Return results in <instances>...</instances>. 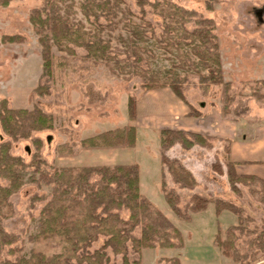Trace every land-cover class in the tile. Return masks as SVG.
Listing matches in <instances>:
<instances>
[{
  "label": "rangeland",
  "instance_id": "374dc122",
  "mask_svg": "<svg viewBox=\"0 0 264 264\" xmlns=\"http://www.w3.org/2000/svg\"><path fill=\"white\" fill-rule=\"evenodd\" d=\"M109 1L108 17L100 20L101 26L85 16V0L57 2L73 35L60 47L51 44L52 73L43 82L48 83L50 91L41 96L34 89L43 74L44 60L40 36L30 16L34 9L43 6L44 0H14L8 7L0 8V112L6 100L10 109L31 111L37 106L52 117V129L33 132L30 139L18 141L2 130L0 122V144L11 142L10 153L28 165L33 164L27 169L25 180L36 179V182L25 181L20 191L9 199L11 209L4 211L2 224L6 231L18 235L22 244L13 246V253L9 247L0 249V264L29 257L33 251L49 256L64 251V243L58 239L29 241L39 232L40 213L53 191L52 185L40 184L38 174H34L37 160L45 163L41 168L50 174L62 168L137 164L139 171L140 168L143 171L140 192L182 234V245L178 248H144L141 264H159L172 258H178L181 264H232V259L224 256L214 241L218 234L225 240V230L238 225L237 216L228 210L218 213L215 204L210 203L204 210L193 213L189 220H182L154 183L156 175H161L157 132L163 125L175 126L172 117L177 113L181 116L182 111L191 112L184 102L183 110L173 108L175 98L168 87L160 92L147 91L142 82L145 78L161 83L176 76L188 78L185 97L194 112L188 118L192 121L190 126L181 130L217 139L213 123L222 122L225 125L219 129L222 132L232 125L226 123L229 120H245L246 127L264 126V0H216L211 2L210 9L208 0H162L166 2L157 10L146 6L145 18L138 0ZM174 6L194 11L215 23L223 84L212 87L206 94L198 86V75L203 70L191 51L193 44L188 32L192 26L188 25L186 32L180 23L168 17ZM93 11L100 13L98 9ZM14 36L18 39L10 41ZM97 40L107 44V56L87 59V52L80 44ZM129 97L137 101L141 113L140 121L135 123V145L84 146L82 141L87 138L130 124ZM147 97L157 102L154 109H149ZM163 103L172 104L169 119L165 118ZM213 114L218 117H208ZM199 119H203V125L193 124ZM245 133L248 137L252 135L249 127ZM36 140L41 142L40 147ZM219 145L215 141L211 150L196 148L184 155L185 166L200 182V192L229 201L240 207L244 215L251 216L253 220H245L244 229L254 230V225L263 229L264 204L245 186H240V195L231 190L228 178L221 174L226 173V168L221 155L223 145L220 148ZM171 155L182 156V153L177 148ZM216 164L221 165L218 173L213 170ZM8 184V180L0 178V185ZM36 195L41 197L39 202L33 200ZM249 239L245 237L242 241L247 243ZM116 259V264H121L120 258ZM256 264H264V258Z\"/></svg>",
  "mask_w": 264,
  "mask_h": 264
},
{
  "label": "trees",
  "instance_id": "16d2710c",
  "mask_svg": "<svg viewBox=\"0 0 264 264\" xmlns=\"http://www.w3.org/2000/svg\"><path fill=\"white\" fill-rule=\"evenodd\" d=\"M14 0H0V8L8 7ZM64 0H44L43 6L34 9L30 21L40 36L44 60L43 74L39 85L34 89L37 95H46L50 88L44 80H49L52 73L51 44L60 47L73 32L69 21L61 14L59 3ZM103 1V2H102ZM212 1L208 0L210 9ZM166 1L150 3L138 0L142 17H146V6L158 9ZM109 0H85L83 12L87 19L100 24V20L108 17ZM100 10L99 12L93 11ZM168 17L180 23L191 37L192 53L197 57L203 72L198 75V86L206 94L212 87L223 84L222 64L218 39L215 34V23L194 11L174 6ZM166 18V14L163 15ZM101 26V24H100ZM166 30V29H165ZM18 37H10V41ZM87 52V59H100L107 56V44L101 40L88 41L80 44ZM139 57L137 61H141ZM48 82V81H46ZM188 85L187 77H173L166 82L146 79L142 82L144 90H159L168 87L175 96L184 102L192 114V105L185 97ZM264 85V81L262 82ZM128 113L130 124L122 128L105 131L82 141L90 148L133 147L136 141L137 101L129 97ZM189 113V115H191ZM2 130L13 141L30 139L33 132L52 129V117L37 106L33 110H14L3 101L0 112ZM161 180L159 191L165 197L171 210L182 220H189L193 213L204 210L208 204L214 203L217 212L228 210L238 218V225L225 230V240L218 234L216 246L232 264H256L264 258V226L254 230L244 229L245 220L252 221L251 216L244 215L243 210L235 204L210 194L200 192V182L185 166L184 155L196 148L211 150L213 142L222 146V162L231 190L240 195L241 187L249 189L251 195L257 196L264 204V180L254 175L239 174L236 162L230 159L229 139H224L174 128H161L158 132ZM37 147L41 142L35 141ZM179 149L182 156H172V151ZM219 150V149H217ZM11 142L0 144V178L8 180L6 186L0 185V249L9 247L10 252L15 245H21L20 237L8 232L3 227L5 210L11 209L9 199L25 184L28 165L21 157L10 153ZM35 159H33L34 162ZM34 174H38L40 184L52 185L53 191L41 211L38 234L31 236L29 241L58 239L64 243V251L51 256L33 251L29 257H17L1 264H141V253L144 248H168L182 245V234L179 229L158 209L145 195L140 192L139 166L104 165L95 167H71L54 169L50 174L42 170L43 161L37 160ZM217 173L221 165L213 166ZM26 182H36L30 177ZM34 196V202L40 201ZM247 235V236H246ZM249 237L247 241L242 238ZM22 251V250H21ZM159 264H181L178 258L159 261Z\"/></svg>",
  "mask_w": 264,
  "mask_h": 264
},
{
  "label": "crops",
  "instance_id": "0c3cea01",
  "mask_svg": "<svg viewBox=\"0 0 264 264\" xmlns=\"http://www.w3.org/2000/svg\"><path fill=\"white\" fill-rule=\"evenodd\" d=\"M164 89H159L157 91L160 92ZM173 96L175 98L174 99L175 101L172 100V103L174 105L173 108L176 107L179 110H183L182 109L183 107H181V104H183V102L180 99H178L174 93H173ZM147 100H148V104L150 107L149 109H154V106H155L154 104H156L157 102H153L152 99H150L149 97H147ZM162 105L166 111L165 118L169 119L171 117V115H170L171 109L170 108H171L172 104L170 105V103H169V105H167V104L163 103ZM178 114L179 113H177L176 115H174L172 117L173 121H174L173 123H175V126L172 125L173 127H171V128H178V129L183 128L184 129V128H187L188 126H190L192 121H188V118H190L192 116H189L188 113H185L183 111H182L181 116H179ZM209 114L210 113H208V115ZM208 117H218V116L213 114V115H210ZM219 117H221V115ZM140 118H141L140 107H139V104H137V120H136V123H138L140 121ZM149 119L153 120L152 116H150ZM163 121H167V120H163ZM203 123H204L203 119H199L198 122H193V124H198L199 126L203 125ZM226 123L232 124V125L229 127H226L225 132H222L219 130L220 127L225 126V125H223L222 122L216 123L215 125L213 123L212 128H213V130H214L213 132L216 136L224 138V139H229L231 141L230 150H229L230 159H231V161L237 163V165H236L237 173L246 174V175H254V176H257V177L262 178L264 180V126H262V125L260 126L258 124L257 125H248V127L251 129V133H252L251 137H248L247 133H245L246 128H248V127H246L247 123L245 120H236V121L235 120H229V121H226ZM164 127H167V126L163 125L161 128H164ZM167 128H170V127H167ZM159 173L161 174V168L159 170ZM142 174H143V171L140 168L141 190H142ZM160 180H161V175H159V176L156 175V178L154 180L155 185L157 184V186H158ZM232 225H235V224H232ZM214 244H215V241H214ZM183 264H184V262H183Z\"/></svg>",
  "mask_w": 264,
  "mask_h": 264
}]
</instances>
